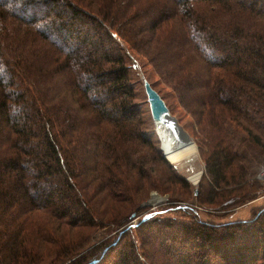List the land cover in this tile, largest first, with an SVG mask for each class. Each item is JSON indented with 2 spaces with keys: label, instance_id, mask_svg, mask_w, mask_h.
<instances>
[{
  "label": "trees",
  "instance_id": "trees-1",
  "mask_svg": "<svg viewBox=\"0 0 264 264\" xmlns=\"http://www.w3.org/2000/svg\"><path fill=\"white\" fill-rule=\"evenodd\" d=\"M140 58L200 126V206L263 191L236 195L264 163V0H0V264H264V207L130 223L191 189L145 134Z\"/></svg>",
  "mask_w": 264,
  "mask_h": 264
},
{
  "label": "rangeland",
  "instance_id": "rangeland-1",
  "mask_svg": "<svg viewBox=\"0 0 264 264\" xmlns=\"http://www.w3.org/2000/svg\"><path fill=\"white\" fill-rule=\"evenodd\" d=\"M139 62L142 67V70L141 68L140 69L138 68L137 66L138 62H136V60H133V63L135 64V67L138 70L137 75L139 77V80L143 81V77H145L146 74L150 78L151 82L153 83L156 82L158 77L153 72L154 70L153 67L145 64L141 58L139 59ZM157 88L162 90V92L165 94L169 92V90L166 89V87L163 84L157 83ZM143 92H144V98H146L145 90H143ZM165 102L168 107L169 106L172 107V109H170V107L169 109L172 115L177 119V122L179 123L181 130L183 129L182 130L183 133L186 136H188V138L196 145V154L193 155L192 157L184 158L177 163H172L171 161H169L174 166H176L177 172H179L181 176H184L187 179V181L191 184V189L186 190L183 185L171 184L170 182L165 184L166 187L164 186L163 188L160 189L158 188L151 189L147 195V198L144 200L145 205L148 206V209L145 211L143 210L142 211L143 214L138 217H135V219H133L130 223L137 224L143 215L152 212L154 210L155 211L159 210L160 205L165 204L167 206V204L172 203L173 201L171 199L173 197H178L179 199H181V201L179 200L180 202L177 203H181V204L183 203L195 207L200 212V215L203 218V220H207L213 223H226L230 221H241V220L252 219L254 215L257 213V211L264 207V178L262 177L264 174V163H262L260 167H256V166L253 167V170L254 169L256 170L254 174L246 182H243L242 184L236 187L237 189H241L240 191H238V194L236 195H240V193L244 191L250 194H254L258 189L263 190L262 192L259 193L257 198L250 199L247 202L231 209H227V208L218 209L222 204H224L227 201V200L225 201L223 200L224 195H222L217 198L215 204L206 205L208 207L200 206L196 194V190L197 189L199 190L200 181L198 182V184H194L190 180L191 176L192 175L194 176L197 173H200L202 178L206 170V163L200 153V144H201L200 126L194 119H192L187 114L185 109L177 102L176 99L168 97V99H166ZM144 114H145V119H144L145 121L143 126H144L145 134L151 139H153L155 144L161 148L164 156L166 157L167 150L165 147V140H169L172 143V145H178L177 143H179V141L176 138L179 136L178 130L175 127H173V125L171 124L167 130H164L162 133H160L157 124L155 123L154 118L151 115L150 108L148 106H145ZM253 152L254 151L251 150L248 154H254ZM250 166H252V164ZM163 174L164 173L153 171L152 176L153 179L157 181V183H160L159 180ZM164 179L167 178L165 177ZM166 188H169L168 192L162 191ZM230 189H233V187H230ZM155 196H157L156 199ZM123 205L128 206L130 208L135 206L134 203L129 204L130 206L127 204H123ZM129 211H131V209ZM164 216L165 217L178 216V213L171 211L166 213ZM115 233L116 232H107L106 229H100V231L97 232L96 236L101 240L98 241L96 244L114 235Z\"/></svg>",
  "mask_w": 264,
  "mask_h": 264
},
{
  "label": "water",
  "instance_id": "water-1",
  "mask_svg": "<svg viewBox=\"0 0 264 264\" xmlns=\"http://www.w3.org/2000/svg\"><path fill=\"white\" fill-rule=\"evenodd\" d=\"M143 85L149 102L151 115L153 116L160 133H162L164 130H167L171 124L176 129L181 128L179 126V123L177 122V119L172 115L162 95L153 87L148 78L143 77ZM175 124L177 125V127L175 126ZM198 193L199 190L197 189L196 194L198 195Z\"/></svg>",
  "mask_w": 264,
  "mask_h": 264
},
{
  "label": "bare ground",
  "instance_id": "bare-ground-1",
  "mask_svg": "<svg viewBox=\"0 0 264 264\" xmlns=\"http://www.w3.org/2000/svg\"><path fill=\"white\" fill-rule=\"evenodd\" d=\"M175 126L177 127L176 124H175ZM177 130H178L179 136L176 137V138L179 141V143H177V141H176V143L178 145H172V143L169 140H165V147H166V150H167V152H166L167 154L166 155L168 156V159L172 163H177V162H179L180 160H182L184 158H190V157H192L193 155L196 154V145L188 138V136H186L183 133L181 128H177ZM200 178H201V174L197 173L194 176L192 175L190 180L194 184H198V182L200 181ZM156 198H157V196H155V199Z\"/></svg>",
  "mask_w": 264,
  "mask_h": 264
},
{
  "label": "built area",
  "instance_id": "built-area-1",
  "mask_svg": "<svg viewBox=\"0 0 264 264\" xmlns=\"http://www.w3.org/2000/svg\"><path fill=\"white\" fill-rule=\"evenodd\" d=\"M263 178H264V174H263V176H262Z\"/></svg>",
  "mask_w": 264,
  "mask_h": 264
}]
</instances>
